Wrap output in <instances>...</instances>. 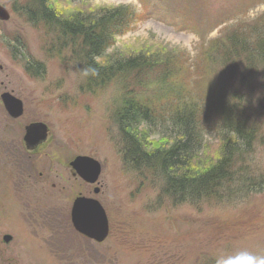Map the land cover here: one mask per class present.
<instances>
[{
    "label": "rangeland",
    "instance_id": "rangeland-1",
    "mask_svg": "<svg viewBox=\"0 0 264 264\" xmlns=\"http://www.w3.org/2000/svg\"><path fill=\"white\" fill-rule=\"evenodd\" d=\"M158 1L49 0V5L61 17L133 8L139 20L115 38L106 60L165 47L196 57L202 39L206 45L225 43V36L238 28L264 32V0ZM24 2L0 0L9 16L0 21V95L6 91L23 104L22 117L12 120L0 102V250L19 264H215L240 251L264 255V191L193 207L166 198L158 203L161 181L131 170L122 158L114 116L123 88L112 82L100 91H86L78 53L31 27L20 13ZM209 56L217 60L214 51ZM226 65L206 66L199 73L192 67V79L204 73V83L211 86L221 72L227 82L235 74ZM31 66H42L44 73H26ZM231 94L228 88L225 96ZM32 122L45 124L50 137L25 157L20 140ZM160 124L140 129L148 149L166 148L174 139L172 124ZM219 139L206 133L198 164L212 162ZM260 147L256 165L264 177V137ZM77 156L100 164L96 184L73 175L69 163ZM78 195L95 197L104 208L109 235L101 244L82 238L70 222ZM5 236L12 238L7 245L1 240Z\"/></svg>",
    "mask_w": 264,
    "mask_h": 264
},
{
    "label": "trees",
    "instance_id": "trees-1",
    "mask_svg": "<svg viewBox=\"0 0 264 264\" xmlns=\"http://www.w3.org/2000/svg\"><path fill=\"white\" fill-rule=\"evenodd\" d=\"M20 13L31 27L53 35L57 46H66L74 56L78 53L86 91H100L112 82L123 88L114 116L124 147L122 158L131 170L161 181L158 203L166 198L193 207L264 191V177L256 165L264 137L263 31L236 28L233 35L225 36V43L206 45L202 39L196 57L165 47L106 60L115 38L139 20L133 8L61 17L49 0H25ZM212 51L216 61L209 56ZM221 62L235 74L227 82L221 72L211 86L204 83V73L192 79V67L199 73ZM24 70L44 73L42 66ZM228 88L234 90L231 97L225 96ZM153 90L155 94L144 96ZM156 121L172 124L174 139L166 148L148 149L140 129L149 130ZM207 132L220 137L217 155L211 163L198 164L196 155Z\"/></svg>",
    "mask_w": 264,
    "mask_h": 264
},
{
    "label": "water",
    "instance_id": "water-1",
    "mask_svg": "<svg viewBox=\"0 0 264 264\" xmlns=\"http://www.w3.org/2000/svg\"><path fill=\"white\" fill-rule=\"evenodd\" d=\"M8 17L7 11L0 7V21H7ZM0 100L10 118L16 120L22 116L23 105L20 100L8 93H3ZM49 137L48 127L41 122H34L24 127L22 142L28 151L33 152L40 146L45 145ZM69 167L74 176H77L88 185L96 184L101 173L100 164L96 160L85 156L74 158L69 163ZM98 192V189H94L93 194L97 195ZM70 222L75 232L97 244L104 242L109 233L104 209L96 199L83 196L76 197L70 209ZM10 241V236L4 237L6 244Z\"/></svg>",
    "mask_w": 264,
    "mask_h": 264
},
{
    "label": "clouds",
    "instance_id": "clouds-1",
    "mask_svg": "<svg viewBox=\"0 0 264 264\" xmlns=\"http://www.w3.org/2000/svg\"><path fill=\"white\" fill-rule=\"evenodd\" d=\"M215 264H264V255H255L248 251H240L233 255L217 258Z\"/></svg>",
    "mask_w": 264,
    "mask_h": 264
},
{
    "label": "flooded vegetation",
    "instance_id": "flooded-vegetation-1",
    "mask_svg": "<svg viewBox=\"0 0 264 264\" xmlns=\"http://www.w3.org/2000/svg\"><path fill=\"white\" fill-rule=\"evenodd\" d=\"M3 93H8V92H3ZM2 93V94H3ZM11 94V93H10ZM1 96V95H0ZM7 114V113H6ZM8 115V114H7ZM9 117V116H8ZM10 118V117H9ZM10 119H12V118H10ZM13 120V119H12ZM20 145H21V149H22V151H23V153H24V156L26 155V156H28V157H30L31 155H32V152L31 151H28L27 149H26V147L24 146V143L22 142V138H21V140H20ZM25 156V157H26ZM29 173L30 172H28L27 174H25L26 176H28L29 177ZM93 191H94V189H93ZM92 191V192H93ZM78 196H82V195H78ZM83 197H86V196H83ZM87 198H89V197H87ZM69 216H70V211H69ZM109 229V228H108ZM83 238V237H82ZM2 240V244L3 245H7L5 242H4V237L1 239ZM87 240V239H86ZM11 241H12V238H11ZM10 241V242H11ZM9 242V243H10ZM0 264H19L18 262H16L12 257H10V256H6L5 255V252L3 251V250H0Z\"/></svg>",
    "mask_w": 264,
    "mask_h": 264
},
{
    "label": "bare ground",
    "instance_id": "bare-ground-1",
    "mask_svg": "<svg viewBox=\"0 0 264 264\" xmlns=\"http://www.w3.org/2000/svg\"><path fill=\"white\" fill-rule=\"evenodd\" d=\"M73 202V201H72Z\"/></svg>",
    "mask_w": 264,
    "mask_h": 264
}]
</instances>
